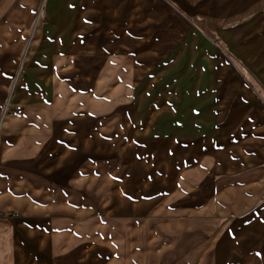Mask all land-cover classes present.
I'll return each instance as SVG.
<instances>
[{
    "label": "crops",
    "instance_id": "obj_1",
    "mask_svg": "<svg viewBox=\"0 0 264 264\" xmlns=\"http://www.w3.org/2000/svg\"><path fill=\"white\" fill-rule=\"evenodd\" d=\"M68 1H45V28L1 30L10 50L0 52V264H264V74L262 82L243 74L258 102L244 104L246 116L221 138L208 141L206 118L126 121L125 129L144 122L141 136L160 138L166 151L150 152L147 169L143 153L125 151L132 132L118 146L122 166L112 181L108 164L90 168V150L106 154L116 138L98 144L90 89L76 90L78 72L90 81V67L79 71L72 55L85 46L80 31L58 28L56 8ZM77 1H90L91 49L102 36L96 17L118 28L120 16L133 25L143 11L142 0ZM152 1L192 22V2L228 0ZM252 1L249 16L264 6ZM257 14L248 23L264 28Z\"/></svg>",
    "mask_w": 264,
    "mask_h": 264
},
{
    "label": "rangeland",
    "instance_id": "obj_2",
    "mask_svg": "<svg viewBox=\"0 0 264 264\" xmlns=\"http://www.w3.org/2000/svg\"><path fill=\"white\" fill-rule=\"evenodd\" d=\"M45 1L0 0V52L8 49L4 46L2 28L46 27L51 16ZM69 1L61 2L56 8L61 19L58 28L82 31L76 39L85 46L72 55L79 58V71L90 67V81L84 77L87 71L78 72L76 90L79 96H84L90 89V129L102 138L98 144L116 138L105 143L106 154L103 150H90V168L96 165L99 169L108 164L112 181L117 180L122 166L118 146L130 142L132 132L138 130L125 151L132 156L143 153L147 169L152 168L150 152L157 146L166 151L164 141L157 140L160 138L150 134L141 136L144 122H138L134 128L128 123L125 129L126 121L174 116L191 120L206 118L209 141L221 138V132L229 130L225 125L233 118L246 116L244 104L252 103V98L257 101L241 78L250 73L255 81L262 82L264 28L248 22H253L257 13L263 16L264 6L249 16L252 12L245 13V9L253 8L252 0L192 2L195 6L189 10L191 22L174 8L166 10L161 1L156 6L155 1L142 0L143 11L133 18V25H126L125 14L119 17L118 28L106 27L111 18L107 17L104 24L105 17H96L102 23L96 36H102L91 49L90 1ZM19 14H24L22 19L13 17ZM241 20L238 27L233 26ZM27 35L22 40L24 43ZM63 51L65 56L69 55Z\"/></svg>",
    "mask_w": 264,
    "mask_h": 264
},
{
    "label": "built area",
    "instance_id": "obj_3",
    "mask_svg": "<svg viewBox=\"0 0 264 264\" xmlns=\"http://www.w3.org/2000/svg\"><path fill=\"white\" fill-rule=\"evenodd\" d=\"M13 110H14V112L17 113V114H20V113H22V111H23L22 106L19 105V104L14 105V106H13ZM15 214H16V213H12V215H15ZM3 216H4V214L0 211V217H3Z\"/></svg>",
    "mask_w": 264,
    "mask_h": 264
}]
</instances>
